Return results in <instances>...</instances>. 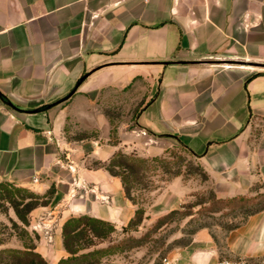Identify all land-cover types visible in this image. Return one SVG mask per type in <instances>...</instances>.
<instances>
[{
  "label": "crops",
  "instance_id": "crops-1",
  "mask_svg": "<svg viewBox=\"0 0 264 264\" xmlns=\"http://www.w3.org/2000/svg\"><path fill=\"white\" fill-rule=\"evenodd\" d=\"M120 90L139 93L136 126L123 121L120 138L142 139L149 154L168 141L187 145L220 198L264 187V0H0V183L54 187L29 217L31 228L45 225L36 250L48 264L68 255L69 217L122 227L135 214L120 176L87 164L123 145L109 141L102 102ZM70 123L103 134L71 137ZM263 256L261 208L225 228L222 243L201 227L168 258Z\"/></svg>",
  "mask_w": 264,
  "mask_h": 264
},
{
  "label": "rangeland",
  "instance_id": "rangeland-1",
  "mask_svg": "<svg viewBox=\"0 0 264 264\" xmlns=\"http://www.w3.org/2000/svg\"><path fill=\"white\" fill-rule=\"evenodd\" d=\"M138 94L133 90L107 92L102 101L104 110L112 118V126L116 129L115 133L111 134L112 139L116 138L118 143L123 144L119 150L127 155L146 159V162L141 163L138 179L132 178L130 181L132 193L130 200L136 208L145 209L144 219L137 230H130L126 234L121 232L122 227L116 226L119 231L113 236V243L129 235L141 239V242L130 241L122 250L105 256L102 264H165V258L188 245L199 228H211L218 241L222 243L225 228L238 222L242 215L264 208V187L261 184L255 186L254 194L245 195L243 200L241 196L236 197L233 203L215 204L211 199L213 189L209 176L199 169L197 159L180 144L168 141L162 145L161 153L149 154L147 148L150 145L144 144L142 139L141 143H138V140L132 138H120L118 128L125 126L123 121L128 122L126 127L129 130L136 126ZM84 127L83 124L70 123L69 136L87 135L92 139L95 135L103 134L101 130L95 128L84 130ZM98 140L105 142L103 139ZM109 160L110 158L104 162L107 163ZM87 164L95 166L97 163L88 157ZM175 172H180V175H173ZM177 177L183 180L184 186L177 182ZM223 205L225 207L222 209L217 208ZM20 207H23V204ZM172 209L190 210L192 213L184 217L168 218L154 228L158 219ZM41 224L39 229L45 226ZM17 225H21V221L15 208L5 199H0L1 247H21L22 241L18 235L20 229ZM28 229L37 232L30 225ZM108 244L109 242L102 246ZM247 259L255 262L264 259V256Z\"/></svg>",
  "mask_w": 264,
  "mask_h": 264
},
{
  "label": "trees",
  "instance_id": "trees-1",
  "mask_svg": "<svg viewBox=\"0 0 264 264\" xmlns=\"http://www.w3.org/2000/svg\"><path fill=\"white\" fill-rule=\"evenodd\" d=\"M84 77L85 75L78 82ZM0 95L4 99H7L1 92ZM46 108H48V105L40 107L37 110ZM115 131L116 129L113 127L112 133H115ZM112 140L113 142H118L116 138ZM180 145L196 159L199 157L187 145L183 143H180ZM144 162H146L144 158L130 156L119 150L113 154L107 163L96 161L97 164L95 166H105L111 174L120 176L127 197L132 199L130 181L132 178L138 179L141 163L143 164ZM197 166L202 172L207 174L199 162H197ZM173 175L178 176L180 172H175ZM54 191V187H51L47 192L41 194L28 187L17 186L9 181L0 183V199H5L13 205L21 221V225H17V228L20 229L18 235L22 241L21 247L9 246L0 248V264H48L45 257L36 250L37 241L40 237L39 234L35 231L31 232L28 226L30 225L29 215L31 210L39 205L48 204L54 195ZM211 194V199L215 204L223 202L233 203L236 198H220L214 191ZM243 198L244 196L241 197V200ZM249 199L251 200L253 198ZM22 204L23 207H20ZM223 207L225 205L217 208L222 209ZM191 213L190 210L172 209L158 219L154 228L168 218L174 216L184 217ZM144 215L145 209L143 207L136 208L134 216L126 225L122 226L121 232L126 234L130 230H137L144 219ZM118 231L115 223L89 214L69 217L64 222L62 230L63 245L68 255L61 258L58 264H102L105 256L122 250L124 245L130 241L141 242V239H136L129 235L117 243H113V236ZM107 242H109L107 246H102Z\"/></svg>",
  "mask_w": 264,
  "mask_h": 264
},
{
  "label": "built area",
  "instance_id": "built-area-1",
  "mask_svg": "<svg viewBox=\"0 0 264 264\" xmlns=\"http://www.w3.org/2000/svg\"><path fill=\"white\" fill-rule=\"evenodd\" d=\"M38 181V178H35L34 179V182ZM42 226L41 223H37L33 226V229L34 230H37L39 229L40 227ZM172 260L169 259V258H165V263L169 264L171 263ZM219 264H264V259H261L260 261H250L249 259L247 258H244V257H239V258H226V259H222Z\"/></svg>",
  "mask_w": 264,
  "mask_h": 264
}]
</instances>
